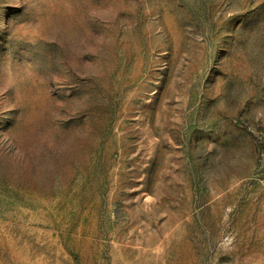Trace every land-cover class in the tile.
Segmentation results:
<instances>
[{
  "label": "rangeland",
  "instance_id": "rangeland-1",
  "mask_svg": "<svg viewBox=\"0 0 264 264\" xmlns=\"http://www.w3.org/2000/svg\"><path fill=\"white\" fill-rule=\"evenodd\" d=\"M0 264H264V0H0Z\"/></svg>",
  "mask_w": 264,
  "mask_h": 264
}]
</instances>
